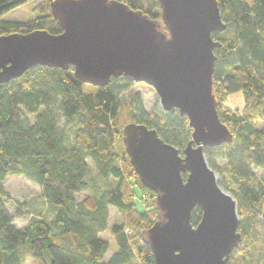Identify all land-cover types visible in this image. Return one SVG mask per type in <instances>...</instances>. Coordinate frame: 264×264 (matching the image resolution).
I'll list each match as a JSON object with an SVG mask.
<instances>
[{
	"label": "trees",
	"instance_id": "obj_1",
	"mask_svg": "<svg viewBox=\"0 0 264 264\" xmlns=\"http://www.w3.org/2000/svg\"><path fill=\"white\" fill-rule=\"evenodd\" d=\"M32 0H0V37L61 29L50 12L53 0H37L39 15L26 22L2 17ZM161 23L157 0H117ZM225 29L213 33L220 47L213 89L217 115L233 136L229 144L206 148L218 185L235 201L241 242L227 264H262L264 260V0H216ZM132 80L112 78L103 87L83 84L73 69L37 66L0 84V264H155L143 234L157 220L155 195L135 174L122 143L128 123L156 131L165 144L182 152L192 130L178 111L143 110L139 96L121 99ZM94 91H85L84 87ZM241 95L243 106L227 101ZM126 108L128 119L122 123ZM219 162H222L219 164ZM90 167L101 181L90 184ZM255 169L261 170L260 175ZM23 177L36 185L49 220L31 216L21 228L5 204L13 201L3 182ZM186 178V174H182ZM92 194L77 200L89 191ZM92 192V191H91ZM109 209L124 220L109 225ZM201 210L191 212L196 227ZM128 230V232L125 231ZM109 231L115 249L100 238ZM108 255V256H107Z\"/></svg>",
	"mask_w": 264,
	"mask_h": 264
},
{
	"label": "water",
	"instance_id": "obj_2",
	"mask_svg": "<svg viewBox=\"0 0 264 264\" xmlns=\"http://www.w3.org/2000/svg\"><path fill=\"white\" fill-rule=\"evenodd\" d=\"M157 2L164 28L117 0H53L60 34L0 37V84L42 66L72 67L75 79L94 87L125 77L152 88L162 110L186 117L192 133L179 152L144 125L121 130L130 165L158 210L143 241L155 264H227L241 242L236 204L203 153L233 140L217 115L213 89V51L220 45L212 34L225 25L216 0ZM194 208L202 213L196 227Z\"/></svg>",
	"mask_w": 264,
	"mask_h": 264
},
{
	"label": "rangeland",
	"instance_id": "obj_3",
	"mask_svg": "<svg viewBox=\"0 0 264 264\" xmlns=\"http://www.w3.org/2000/svg\"><path fill=\"white\" fill-rule=\"evenodd\" d=\"M37 0H32L8 13H6L2 19L7 21H18V22H26L33 20L36 18L39 13L35 11L34 7L37 5ZM133 82V81H132ZM85 91H94L93 88H89L88 86L84 87ZM138 95L143 110L148 112L150 110L159 111L162 110L159 99L155 93V91L142 84V83H132V86L122 95L121 99L130 103L134 96ZM227 105L231 109H240L243 106V101L241 95H233L227 101ZM128 119L126 108L123 111L122 115V123H124ZM222 162H219L221 164ZM255 174L260 175L262 173L261 170L255 169ZM217 181H220V176L215 173ZM90 184L92 185H100L101 181L98 180L95 176V172L93 168L90 167ZM264 180V178H263ZM5 190L9 193L10 197L13 201H16L20 205L21 214L17 215L16 204L15 202H8L5 204L8 212L14 217V224L21 228L29 222L31 216H41L44 220H49L52 216L53 209L46 206L44 202L40 198V191L36 185L25 180L23 177L17 176H9L3 182ZM92 191V192H91ZM89 192H84L77 196V200H81L83 197L92 194L93 196L95 191L91 190ZM98 194V193H95ZM110 221L109 225L111 226L113 223L118 224L123 222V216L113 209H109ZM100 238L107 241L111 247L108 255L115 249L112 238L109 235V231L100 234ZM107 255V256H108ZM24 264H35L31 259L27 258ZM264 264V260L262 261Z\"/></svg>",
	"mask_w": 264,
	"mask_h": 264
},
{
	"label": "built area",
	"instance_id": "obj_4",
	"mask_svg": "<svg viewBox=\"0 0 264 264\" xmlns=\"http://www.w3.org/2000/svg\"><path fill=\"white\" fill-rule=\"evenodd\" d=\"M125 231H126V232H128V230H127V229H125Z\"/></svg>",
	"mask_w": 264,
	"mask_h": 264
}]
</instances>
